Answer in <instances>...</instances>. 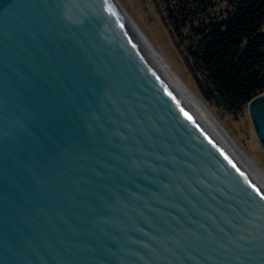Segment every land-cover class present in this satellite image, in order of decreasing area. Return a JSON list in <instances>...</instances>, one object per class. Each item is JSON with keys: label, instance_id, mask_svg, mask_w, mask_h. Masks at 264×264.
<instances>
[{"label": "water", "instance_id": "water-1", "mask_svg": "<svg viewBox=\"0 0 264 264\" xmlns=\"http://www.w3.org/2000/svg\"><path fill=\"white\" fill-rule=\"evenodd\" d=\"M0 264H264L263 191L116 0H0Z\"/></svg>", "mask_w": 264, "mask_h": 264}, {"label": "trees", "instance_id": "trees-1", "mask_svg": "<svg viewBox=\"0 0 264 264\" xmlns=\"http://www.w3.org/2000/svg\"><path fill=\"white\" fill-rule=\"evenodd\" d=\"M156 2L205 98L236 117L264 93V0Z\"/></svg>", "mask_w": 264, "mask_h": 264}, {"label": "rangeland", "instance_id": "rangeland-1", "mask_svg": "<svg viewBox=\"0 0 264 264\" xmlns=\"http://www.w3.org/2000/svg\"><path fill=\"white\" fill-rule=\"evenodd\" d=\"M116 2L158 51L183 85L202 101L206 110L247 160L257 176L262 177V173L264 174V154L260 151L252 131L251 120L247 111L248 104L238 116L233 117L219 107L216 102L208 100L202 95L198 83L181 54V47L175 44L168 26L164 24L161 18L156 0H116ZM224 4L225 2L221 3L222 6Z\"/></svg>", "mask_w": 264, "mask_h": 264}, {"label": "bare ground", "instance_id": "bare-ground-1", "mask_svg": "<svg viewBox=\"0 0 264 264\" xmlns=\"http://www.w3.org/2000/svg\"><path fill=\"white\" fill-rule=\"evenodd\" d=\"M179 81L181 82L180 79H179ZM182 85H183V83H182ZM185 89L188 91V93L191 95V97L197 103V105L199 106V108L202 110V112L205 114V116L208 118V120L211 122V124L214 126V128L217 130V132L220 134V136L223 138V140L229 146V148L231 149V151L234 153V155L237 157V159L240 161V163L243 165V167L246 169V171L249 173V175L252 177V179L255 181V183L258 185V187L264 193V174L261 171L257 170V171H259V173L260 172L262 173V177L259 176V175L257 176V173L251 168V166L247 162V160L235 148L234 144L230 141V139L226 136V134L221 130V128L218 125V123L213 119V117L210 115V113L206 110V108L203 105L202 101L199 98L195 97L186 87H185Z\"/></svg>", "mask_w": 264, "mask_h": 264}]
</instances>
